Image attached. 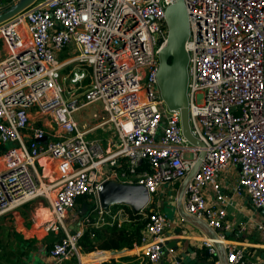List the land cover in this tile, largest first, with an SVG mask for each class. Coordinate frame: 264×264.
Masks as SVG:
<instances>
[{"label":"built area","instance_id":"obj_1","mask_svg":"<svg viewBox=\"0 0 264 264\" xmlns=\"http://www.w3.org/2000/svg\"><path fill=\"white\" fill-rule=\"evenodd\" d=\"M174 2L35 0L0 23L6 47L0 58V216L40 199L49 214L35 220L33 234L62 233L47 250L49 264L104 262L82 260L78 240L88 227L130 220L121 206L101 207L106 180L146 190L148 202L138 211L145 222L133 248L159 263L171 251L164 244L169 222L151 195L164 184L182 183L201 150L181 200L186 214L212 232L203 240L209 254L233 230L227 219L231 168H237L231 191L244 192L264 212V0H183L188 123L202 147L183 135L180 110L166 106L157 83L165 11ZM83 82L85 90L75 93ZM92 103L107 118L82 128L75 113ZM105 123L116 139L103 144L88 137ZM83 197L90 210L71 230L67 216ZM256 229L264 237V222ZM223 253L227 264H264V258H247L241 246L226 245Z\"/></svg>","mask_w":264,"mask_h":264},{"label":"crops","instance_id":"obj_2","mask_svg":"<svg viewBox=\"0 0 264 264\" xmlns=\"http://www.w3.org/2000/svg\"><path fill=\"white\" fill-rule=\"evenodd\" d=\"M10 2L12 0H0V4L4 7ZM43 172L44 174L52 173L47 167ZM228 173L229 176L237 177V168H231ZM226 184L228 183L226 182ZM235 184L236 182L227 185L229 186L227 196L231 201V204L227 206V219L231 222L233 230L225 232V238L222 243H217L219 247L215 245L217 255L206 254L205 250L207 248L203 245L205 238L213 236L212 232L205 228L201 222L189 217L183 209L181 200L183 182L169 183L168 186H172L170 188L171 193L166 196L164 185L161 186L156 193L159 200L155 201L152 205L159 212L165 214L169 222V226L164 232V244L171 251H166L161 261L157 264H180L176 261L177 257L184 262L186 260H195L194 264H227L223 253L224 246L226 245L241 246L244 249L246 257L250 260L264 258V237L256 229L258 222H264V212L254 209L249 204L244 192L239 190L241 195L234 194L231 190ZM24 206L12 213L15 217L12 228L15 236L13 239L11 237L9 242L0 243V264H49L48 247L62 233L43 234L38 232L40 234L34 235L35 220L37 218L41 220L47 218L49 214L48 210L45 206H41L38 214L24 217ZM80 208H73V210L76 211ZM82 216H78L77 214L71 215L69 213L67 221L69 224H74L75 226ZM241 224L245 226V230L243 231H239ZM135 251L136 249L133 247H124L120 250H95L88 254L84 253V257H87V259L83 258V260L87 261L93 257L95 259L105 257L104 261L114 259L121 264H152L144 258L137 256ZM68 264H72V262Z\"/></svg>","mask_w":264,"mask_h":264},{"label":"water","instance_id":"obj_3","mask_svg":"<svg viewBox=\"0 0 264 264\" xmlns=\"http://www.w3.org/2000/svg\"><path fill=\"white\" fill-rule=\"evenodd\" d=\"M35 0H16L10 2L0 10V23L12 18L14 15L28 7ZM165 21L168 32L164 46L158 52L159 66L157 71V83L160 96L169 109L180 110V121L182 133L189 142L200 147L203 143L191 134L189 129V113L187 99L188 80V53L185 49V42L188 37V18L183 0H175L165 11ZM204 151L201 150L199 158L194 162L187 176L183 180V185L191 178L198 168ZM101 207L108 210L113 204H124L133 211H140L148 202V195L143 186L138 184H124L115 180H106L99 192ZM86 207L81 206L79 210H70V214L82 216L86 212ZM263 212V211H262ZM80 219L75 226H70L71 230H76ZM218 247L219 245L216 244ZM208 253V250H205ZM176 261L180 264H194L195 260L182 261L179 257Z\"/></svg>","mask_w":264,"mask_h":264},{"label":"rangeland","instance_id":"obj_4","mask_svg":"<svg viewBox=\"0 0 264 264\" xmlns=\"http://www.w3.org/2000/svg\"><path fill=\"white\" fill-rule=\"evenodd\" d=\"M4 47H5V45L3 44L2 40L0 39V58H2L4 53H6V47H5V49H4ZM61 57H62V55H60V58ZM65 85H67L66 82H65ZM85 88H86V82H83L82 84H80L78 86V88H75L74 91H75V93H82L85 90ZM197 98L199 100L201 98V96L198 95ZM106 118H107V115L102 110L101 105L99 103H92V104H89L87 106H84L75 113V119L78 121L79 125L82 128H84V127L87 128V127H91V126L101 124L102 121H104ZM88 137L101 138L103 144L106 143L107 139H110V140L116 139L115 133H114L110 123H105L101 127H98L97 129H95L92 132V135H90ZM186 156L188 157L189 154H186ZM235 182H236V177H234V176L228 177V179H227L228 184H231V183L234 184ZM171 187L172 186H168V184H164L165 196L171 193V189H170ZM228 187H227V189H228ZM234 194L241 195L240 191H236V192H234ZM86 198H87V201H86V209H87L88 206L91 207L92 203L90 202L88 197H86ZM81 199L82 198L77 199L76 205L77 204L80 205L79 202H81ZM151 200L153 202H155V201L159 200V197H157V194H153V195H151ZM43 205H46V203L44 202ZM40 207H41L40 199H35V200L29 202L23 208L24 217H27V216L29 217L31 215L38 214V210ZM13 217H14V215H12L11 213H7L5 215L0 216V243L9 242L11 240V237L13 239V237L15 236L14 232L12 231V228L14 225V219H15V217L14 218ZM16 221H20V220H16ZM40 233H38V234H40ZM50 233H52V232H50ZM50 233H48V234H50Z\"/></svg>","mask_w":264,"mask_h":264},{"label":"trees","instance_id":"obj_5","mask_svg":"<svg viewBox=\"0 0 264 264\" xmlns=\"http://www.w3.org/2000/svg\"><path fill=\"white\" fill-rule=\"evenodd\" d=\"M123 207L129 213L128 221H124L120 226L102 225L99 227H88L84 230L82 236L78 240L82 253H88L95 250H120L125 248H132L134 243H137L140 238V231L144 226L145 220L142 214L135 212L124 204L113 205L116 207ZM90 210L87 207L86 212ZM92 217V215H91ZM50 247V245H49ZM48 247V248H49ZM102 264H121L114 259L104 261Z\"/></svg>","mask_w":264,"mask_h":264},{"label":"flooded vegetation","instance_id":"obj_6","mask_svg":"<svg viewBox=\"0 0 264 264\" xmlns=\"http://www.w3.org/2000/svg\"><path fill=\"white\" fill-rule=\"evenodd\" d=\"M86 201H87V198H86V197H83V198L81 199V202H79L80 205L77 204L76 207H75V209H78V208H80L81 206H85V207H86Z\"/></svg>","mask_w":264,"mask_h":264},{"label":"bare ground","instance_id":"obj_7","mask_svg":"<svg viewBox=\"0 0 264 264\" xmlns=\"http://www.w3.org/2000/svg\"><path fill=\"white\" fill-rule=\"evenodd\" d=\"M43 160H44V162L47 161L46 158H41L40 161H41L42 163H44ZM45 174H46V173H45ZM46 175H48V176H50V177H52V178L54 177L52 173H49V174H46ZM83 258L87 259V257H84V255H82V260H83Z\"/></svg>","mask_w":264,"mask_h":264}]
</instances>
